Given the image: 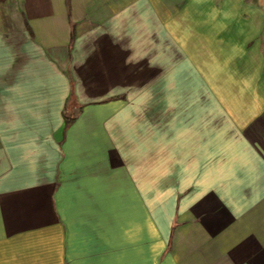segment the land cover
Instances as JSON below:
<instances>
[{
	"label": "crops",
	"instance_id": "1",
	"mask_svg": "<svg viewBox=\"0 0 264 264\" xmlns=\"http://www.w3.org/2000/svg\"><path fill=\"white\" fill-rule=\"evenodd\" d=\"M0 264H264V0H0Z\"/></svg>",
	"mask_w": 264,
	"mask_h": 264
}]
</instances>
